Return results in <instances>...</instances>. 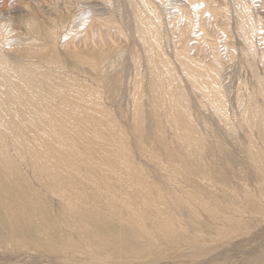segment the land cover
I'll return each mask as SVG.
<instances>
[{
    "label": "bare ground",
    "instance_id": "6f19581e",
    "mask_svg": "<svg viewBox=\"0 0 264 264\" xmlns=\"http://www.w3.org/2000/svg\"><path fill=\"white\" fill-rule=\"evenodd\" d=\"M223 1L222 5L216 0H190L186 7H180L174 6V0H119L117 13L112 0H88L89 3L70 0L64 9L57 8L48 17L49 25L40 21L39 25L35 18L30 20L31 28L25 31L36 36H27L30 47L24 50L11 44V40L5 45V40L17 34L7 30L10 25L7 20V23L0 21V222L4 221L1 226L8 228L1 231L0 244L4 243L6 248L12 244L15 250L25 254L10 264H36L39 259L41 264L50 263L51 259L40 252L46 249L52 253L59 247L55 242L60 238L53 239L56 236L53 230L80 229V235L85 238L82 233L88 228V220L92 229L117 222L126 228V234H132L135 226L146 235L150 231L145 223L148 219L169 243H174L173 239L183 230L181 218L168 215L166 198L163 199L160 189L146 175L145 168L135 162L129 147L132 144L127 142L128 131L121 125L124 117L107 105L109 97L104 92L107 76L119 74L125 68L130 104L127 120L135 123L140 136L146 131L145 120L151 119L150 136L167 149L163 152L169 156L162 162L161 148L159 154L155 147L150 152L153 161L163 172L185 175L189 182H195L192 185L195 190L186 193L193 215L204 212L213 220V228L222 231L217 240L230 243L225 244L227 247L219 256L214 253L210 259H200L195 264H213L224 256L233 258L228 264H264V187L259 186L258 193L250 194L251 188L248 192L247 187L242 190L233 185L227 187L222 179L224 175L220 182L211 178L212 172L203 161L205 157L209 160L204 151L209 130L193 107L195 102L204 110L209 108L225 133H237L245 138L247 145L243 148L250 153L247 159L264 181V153L255 142L257 137L264 139V20L252 13L250 0ZM102 4L105 14L118 15V20L97 17L103 13L95 12ZM168 4L173 5L172 11L166 10L170 16L162 12ZM87 10H93L94 18L90 16L87 20L86 15L83 18ZM232 15L236 16L234 21L243 35L240 56L234 46L220 45L223 40L228 41L227 45L234 41ZM77 16L83 20L74 30L68 23L71 25ZM205 16L210 18L208 23ZM217 19L223 25H217ZM67 36L71 40L63 43ZM23 54L26 61L19 56ZM236 57H241L240 67L245 72L243 79L238 78L234 109L226 96L223 76L227 72L225 64L233 65ZM4 134L15 142V153L8 151ZM201 185L212 191H203ZM184 186L174 182L173 190ZM219 193L224 199L219 198ZM44 194L57 201V215L62 220L56 215L52 221L46 216L49 213L43 212L47 204ZM41 207L37 218L36 211ZM125 212L130 215L125 217ZM217 221L221 223L218 228ZM21 226L32 229V236L25 237V241L19 238L17 243L3 239L2 234L13 237ZM123 236L118 232L112 240L119 243ZM66 248H60L58 256L69 259ZM77 254L75 257L79 259ZM0 264L7 263L0 260Z\"/></svg>",
    "mask_w": 264,
    "mask_h": 264
},
{
    "label": "rangeland",
    "instance_id": "374dc122",
    "mask_svg": "<svg viewBox=\"0 0 264 264\" xmlns=\"http://www.w3.org/2000/svg\"><path fill=\"white\" fill-rule=\"evenodd\" d=\"M69 1L70 0H0V21L2 20L1 23H3V22H6V20H7V22L10 24L7 27V30L13 31L14 33L17 34V36H14L13 38H11L9 40H5V45L11 40V44L13 43V45L15 47L18 46L20 49H23V50L26 48H29L30 47L29 41H31V40L28 39L27 36H33V37L36 36L35 33L30 34L29 32L25 31V30H28L29 28H31L30 20L32 18H35L36 19L35 22H37V24H39L41 22V23L49 25V23H51V22L48 20V17L52 16L53 13H55L59 8L61 10L64 9L67 2H69ZM87 1L88 0H85V2H87ZM91 1H93V0H91ZM112 1H114V8H115V11L118 13V11L120 9V7H119L120 2H119V0H112ZM189 1L190 0H178V1L174 0V3H176V4H174V6L176 5V6H180V7H186V5H188ZM172 2L173 1H171L170 3L172 4ZM250 2H251L250 8L252 9V13L254 12L253 13L254 15L256 14L258 17L260 16V17H262L261 19L264 20V0H250ZM87 3H89V2H87ZM95 3L100 4L101 2L96 1ZM178 3H179V5H178ZM216 3L223 5V3H225V2L223 0H216ZM171 4H170V6H169V4L167 5L169 10L165 6L166 8L163 9L162 12L163 13L166 12L168 14L169 11H172L173 5H171ZM156 5L160 9V6L158 4H156ZM54 6H56V8H54ZM98 6L102 7V8L96 10L95 12H98V13L103 12L102 14H104V15L102 16V14H100L97 17L103 18V20H110V21L118 20V17H119L118 15H115V17H112L108 13L105 14L106 8L103 7L104 4L98 5ZM55 9H57V10H55ZM126 10H128V9L124 8V11L128 12ZM85 12H87V13H85ZM92 12H93V10L84 11L82 14V15H84L83 18L85 17V15H86V19L87 18L89 19L91 17L94 18V15L92 14ZM170 15H172V14L169 13L168 16H170ZM234 16L235 15L231 16V21H232L231 23H232L233 32L235 35L234 41L231 42V44L227 45L226 43L228 41L224 42V40H223L220 42V45H222V47L234 46V50L240 56V51H241V48L243 46V42H242L243 35H241V33H240L238 23L235 22V21H237L236 16H235V18H234ZM123 17H124V13H123ZM206 17L207 16H205L206 22L207 21L209 22L210 18L209 17L206 18ZM75 19L77 22L75 21ZM75 19L72 21L71 25L68 23V25L71 28H73L74 30H75V28H77V24L83 20L82 17L80 18V16H77ZM124 19H125V17H124ZM219 20L220 19H217V21H216L217 25H219V26L223 25V24H220ZM263 23H264V21H263ZM40 28L43 29L42 26H40ZM237 32L240 35L237 34ZM259 32H262V30H259ZM14 33H13V35H14ZM40 33H42V30L40 31ZM70 40H71V38H68V36H67V37L62 39V42L66 43V42H69ZM24 53H27V52H24ZM19 56H21V58H24V60L26 61V56L24 54L19 55ZM240 59H241V57H236L234 62H233V65L225 64V66H224V69H225L224 71H227V72H224V76H223V83L226 86V89H225V91L227 93L226 96L229 98L230 106L234 109L236 108L235 92H236V89L238 86V81H239L238 78L241 77L243 79V72H245V71H242V69L240 67V63H239ZM27 60H28V58H27ZM123 71H122L123 74H125L124 77H123L122 72L121 73L119 72V74L113 73V75L107 76L108 79L106 80L107 84L105 86V91H104L105 95H108V97H109L108 100L110 101V102L108 100L106 101L108 103L107 105L112 107L114 109L115 113L119 117H124V119L121 120V125L124 129H126V131H128L127 142H128V144H132V145H129V147L131 149L133 157L135 158V162L141 168L142 167L145 168V169H143V168L142 169L145 171V173L147 172L146 175H148L150 180L152 181V183L155 184L158 189H160V191L162 192V195L164 197L163 199L166 198V201L164 200V203H166L165 207H167V209H168L167 210L168 215L169 214L173 215V217H175V218L179 217L178 219L181 218L180 219V221H181L180 225H182L181 228H183V230L180 231L181 236L179 234L177 236L178 238L176 237L175 239H173L174 243H171V242L169 243L166 240L165 235L163 236L160 233H158L156 230L153 229V226L150 223L151 221H148V219L145 220L146 221L145 223H146L147 227L149 226L148 228L150 229L151 232L148 231L146 233V235L139 228H137L135 226L133 228L132 234L131 233H129L130 235L126 234V232H125L126 228L124 226L119 225V223H117V222L112 223L114 227L111 224L110 225L104 224L105 227L104 226H96V227H93V229H94L93 230L92 228H90V225H89V223H91V221L88 220V228L89 229L88 228L84 229L86 232H84V230H83L84 233H82L85 235L84 237L87 240L85 238H82V236L80 235V233H79L80 229H75V228L67 229V227H66L65 229L67 230V232L65 229H62V231L60 230V228L54 229L52 234H54V231H55L56 236L53 239L57 240L58 237L60 238V240L58 242H55V243H57L56 246H59V247L58 248L56 247L57 249L54 248L55 251H52V253H51V250L50 251L48 250V252H47L46 249L42 248V249H44V251L41 250L40 254H42L43 257H47V258L51 259V262L48 264H55L56 261L57 262L61 261V262H59V264H65V263H67V264H70V263L71 264H182V263L195 264L196 262H199L201 260L206 261V260L210 259L214 253L219 256V254L223 252V249L227 247L226 245H229L230 243L229 244H227V243L223 244L222 241L220 243L217 240L219 235L222 234L221 233L222 231H220L221 229L215 230L213 228V225L211 223L213 220H210L211 218L208 217L204 212L200 213L199 216L193 215L192 208H190V206H189L191 204H188V199H187L186 193L193 192L195 190L192 188V185L194 186L195 182H189L188 178L185 175L179 176L175 173H173V175H172L171 173L168 174L167 172H163V170L159 167L160 165L157 162L153 161L154 159L152 156H150L151 155L150 152H152V150L156 149L155 147H157L158 152L161 148L160 151H162L161 152L162 157L163 158L166 157L165 160L161 157L162 162H165L166 160H168L169 156H167V154L165 152V151H167V149L162 148L161 145H158V141L156 142V139L151 138V136H150L151 131L150 130H152L153 123H151L152 121L150 118L148 119V117H147V119L145 120V122L143 124V126L147 125L146 127H143L144 130L146 128V131L144 132L145 137H144V134L140 135L141 137L138 136L140 133L137 132L138 130L136 128L135 123L130 122L131 120H129V119L127 120V118H128L127 114L129 113L128 110L130 107V104L127 101L129 89H128V86L126 83V80L128 79V77H127L128 69L125 68ZM117 74H118V76H117ZM113 77H115V78H113ZM124 79H125L124 83H121V80H124ZM193 104L195 105V106H193L194 110L198 111L199 115L202 116V119H203L202 125H204L205 128L209 130V134H210V136L206 139V141H207L206 142V148H205L206 150L204 149L205 156H207V159H209V160H207L208 161L207 162L206 157H205L204 158L205 160L203 159V161H205L204 162L205 167L207 165L209 166V167L207 166V170L212 172L211 178H213V180L216 182H220V178H222V176L224 175V177L222 179L224 180V182H226L225 184L227 187L233 185V187H236L237 190H242V189H244V187L245 188L247 187L248 192L252 190L250 192V194H252L254 192L258 193L259 192V186H260V188H261V186L264 187V185H263L264 181L261 178V176L259 175V173L258 174L256 173V171L254 170L255 168L253 167V165L251 164L249 159H247L250 156V153L248 152L249 153L248 154L246 152V149L243 148V147H246V145H247V141H245V138L242 135L237 136L238 135L237 133H236L237 135L234 133V135L236 137L233 134L230 135V134L225 133L223 131V129L221 128V126L216 122L214 117L211 115L209 108L204 110V109L200 108L199 105L197 106V104L195 102H193ZM148 120H149V122H148ZM132 130H134L135 132ZM146 136H148V138H146ZM10 137H11L10 135L4 134V139L6 141H8V143H9L8 151L10 150L11 153H15L16 152V148L14 147L15 142L13 143V140H11ZM129 137H130V139H129ZM257 138H255L256 145L258 146V148L259 147L261 148L260 152L264 153V139L261 137H257ZM140 140H141V143H139ZM144 140H145V142H144ZM240 142H241V144H240ZM137 145H139V146H137ZM148 147H150V148H148ZM163 149L165 150L164 152H163ZM159 154H160V152H159ZM145 155L146 156L149 155L150 157H148V156L146 157ZM149 158H151V159H149ZM210 160L212 161V163ZM245 160H247V161H245ZM214 165H217V166L215 167ZM254 166H256V165H254ZM212 169L215 170V174L213 173ZM241 171H242V173H240ZM233 172H235V173H233ZM242 174H244V175L242 176ZM168 175H170V177H168ZM257 176H258V178H257ZM240 178L242 179L243 183H241L242 181ZM246 179H247V181H246ZM174 182H181L182 186L183 185H185V186H184V188H182L180 190H178V189L173 190ZM188 182H189V184H187ZM235 182H236V184H235ZM259 182H261V184L257 185V183H259ZM244 183H246V184H244ZM240 184H242V185H240ZM161 185H162V187H161ZM159 186H160V188H159ZM200 187H202V188L204 187V189H202V188L201 189L205 192L210 193L212 191V190L208 189L209 187L207 185L206 186L201 185ZM240 188H242V189H240ZM250 188H251V190H250ZM183 191H186V192L183 193ZM184 194H185V196H184ZM219 194H218V197H219ZM220 195L222 197L220 196L219 198L224 199L223 195L222 194H220ZM230 196H231V193H230ZM170 197H172V199H170ZM45 198L47 199V200H45L47 202V204L45 207L42 206V207H44L43 212L47 211L49 213V215H46V216L47 217L50 216V220L54 221L55 219L53 218V216H56L58 213L57 212L58 211L57 201L55 202V200L52 197H50L49 194L45 195ZM177 200H179L181 202H179ZM136 201L140 202V199H137ZM233 201L235 202L236 200H233ZM42 207L36 211L37 213L35 212L36 214L34 213L37 218H39L41 215ZM52 211L54 213H52ZM124 214H125V217L130 215L129 213H126V212ZM188 215H189V217H188ZM184 217L186 218V220ZM187 218H189V219H187ZM57 219L62 220V216L57 215ZM201 222H202V225H201ZM1 223H4V221L0 222V233H1V231L4 232L6 229L8 230V228H6L7 226H1ZM218 224H221V223H219L217 221V228L219 226ZM191 225H193V226H191ZM196 225H198V226H196ZM223 225H228V223L223 224ZM110 226L114 229H112ZM208 226H210V227H208ZM122 228H123V230H122ZM21 229H22V231H21ZM95 229L98 230V232ZM189 229H191V231ZM90 230H92L93 232H91ZM138 230H139V232H138ZM18 231H20V233H18ZM24 231L26 233L27 232H29V233L25 234ZM30 231L32 232V229H29V228L27 229V226H21V227H17V231L15 234H13V237L11 235L5 234V233L2 234V236H3L4 240L13 239L17 243V241L20 242V240H18L19 238L21 239V241H25V240H27V238L32 236L33 232L31 233ZM63 231H64L65 235H64ZM111 231H113V232H111ZM204 231H205V233H204ZM95 232H97V233H95ZM118 232H121L124 236L119 241V243H116L112 239L116 238V237L114 238V236H116L118 234ZM190 233H191V235H190ZM201 234H203V235H201ZM182 235H184L183 238H182ZM22 236H23V238H22ZM63 236L65 238V241H64L65 243L63 242ZM107 236H108V238H107ZM130 236H132V237H130ZM25 237H27V238H25ZM189 237L190 238L192 237V238L190 239ZM69 238H71V239L67 243ZM72 238H75V239L72 240ZM79 238H81V239H79ZM105 238H106V240H105ZM211 238H214V239H211ZM82 239H83V241L84 240H86V241L82 242ZM202 239H203V241H201ZM185 240H186V242H185ZM195 240H196V242H195ZM91 241H93V242H91ZM182 241H183V243H182ZM214 242H217V243H214ZM83 243H85V245ZM212 243H214V244L211 245ZM86 244H87V247H86ZM93 245L94 246L97 245V246L93 247ZM221 245H223L224 247L223 246L221 247ZM9 246H10L9 248H6L7 246L4 245V243L0 244V260H3L5 263L10 264L11 262L19 260L21 257H23L22 255H25L22 252L15 250L14 247H12V244ZM71 246L73 248L75 247L74 249L77 248L76 251L73 250V248ZM62 247H65V248L68 247V249L66 248L65 252L69 251V252H67L70 254L69 259H68V257H65V256H62V257L58 256V255H61L60 250L62 249ZM82 247H83L84 251H83ZM2 248H4L5 250ZM11 248H12V250H11ZM70 249H72L71 252H70ZM86 249H87V252H85ZM77 250H78V252H77ZM210 250H212L211 251L212 253H210ZM42 252L45 253L46 256ZM20 253H21V256L19 255ZM32 253H34V252H32ZM57 253H59V254H57ZM76 253H78L77 256H80L79 259L77 257H75ZM79 253H80V255H79ZM81 253L85 254L86 256H83ZM16 254L19 256H16ZM205 256H207V257L205 258ZM83 257H85L84 259H86L87 261L84 260ZM13 258H15V259H13ZM65 258H67L66 259L67 262H65ZM223 258L221 259L220 262L215 261L213 264H228V263L232 262V260H233V258L231 256H224ZM228 258H229V260H228ZM60 259H62V260H60ZM80 260L81 261L83 260V261L81 262ZM40 262L41 261L39 259L38 263H36V262L35 263L41 264L42 262L41 263ZM57 262H56V264H58Z\"/></svg>",
    "mask_w": 264,
    "mask_h": 264
}]
</instances>
